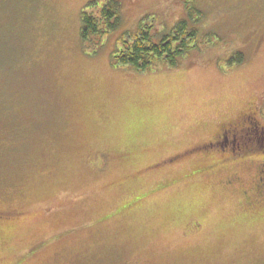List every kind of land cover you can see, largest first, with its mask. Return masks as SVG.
<instances>
[{
    "label": "rangeland",
    "instance_id": "1",
    "mask_svg": "<svg viewBox=\"0 0 264 264\" xmlns=\"http://www.w3.org/2000/svg\"><path fill=\"white\" fill-rule=\"evenodd\" d=\"M93 1L0 0V264H264V0H121L88 51ZM188 4L212 36L177 68L112 63Z\"/></svg>",
    "mask_w": 264,
    "mask_h": 264
},
{
    "label": "trees",
    "instance_id": "2",
    "mask_svg": "<svg viewBox=\"0 0 264 264\" xmlns=\"http://www.w3.org/2000/svg\"><path fill=\"white\" fill-rule=\"evenodd\" d=\"M122 5L121 0H107L99 9L96 1L87 5L81 14L80 38L88 51L121 26ZM187 13V18L179 20L171 30L159 33H154V25L144 24L146 18H143L135 32L123 34L112 63L138 72L148 71L160 62L177 68L182 58L199 47L202 38L207 41L212 36L201 35L202 13L195 5L188 4ZM233 60L242 62L243 55L237 53Z\"/></svg>",
    "mask_w": 264,
    "mask_h": 264
},
{
    "label": "flooded vegetation",
    "instance_id": "3",
    "mask_svg": "<svg viewBox=\"0 0 264 264\" xmlns=\"http://www.w3.org/2000/svg\"><path fill=\"white\" fill-rule=\"evenodd\" d=\"M246 121H248L249 125L250 126H253L255 125L256 123H254L252 121V117H249L246 119ZM249 128V126L245 127V132H247L246 130ZM227 132V131H226ZM228 133V132H227ZM241 133V134H240ZM229 134H232L231 135V138H228L227 135L225 133H222V135L219 136V139L220 141H218L217 143H220L222 144V146L224 147V149H227L229 148V154H235V152H237L238 150H242V146L244 145L245 147V144L244 143H247V140H246V136L245 134L242 133V131H230ZM222 141V142H221ZM231 143V144H229ZM251 143H253V141H251ZM263 146L259 147V148H262ZM246 148V147H245ZM258 148V147H255V149ZM261 181H264L262 177H260L259 179V184H261L262 182ZM263 184V183H262Z\"/></svg>",
    "mask_w": 264,
    "mask_h": 264
}]
</instances>
